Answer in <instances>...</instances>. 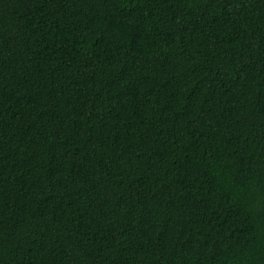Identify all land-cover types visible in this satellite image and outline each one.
Returning a JSON list of instances; mask_svg holds the SVG:
<instances>
[{
	"label": "trees",
	"instance_id": "1",
	"mask_svg": "<svg viewBox=\"0 0 264 264\" xmlns=\"http://www.w3.org/2000/svg\"><path fill=\"white\" fill-rule=\"evenodd\" d=\"M0 264H264V0H0Z\"/></svg>",
	"mask_w": 264,
	"mask_h": 264
}]
</instances>
